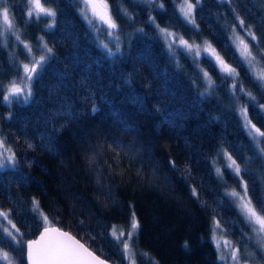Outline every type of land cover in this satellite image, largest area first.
I'll return each instance as SVG.
<instances>
[{
    "label": "trees",
    "instance_id": "obj_1",
    "mask_svg": "<svg viewBox=\"0 0 264 264\" xmlns=\"http://www.w3.org/2000/svg\"><path fill=\"white\" fill-rule=\"evenodd\" d=\"M106 2L118 25L114 57L106 55L83 19L79 0L44 4L56 12L51 29L47 25L52 18L28 17V0H7L14 31L33 54L40 43L53 53L37 69L27 104L9 105L0 97V136L16 155L14 168L0 170V210L10 211L26 240L43 227L32 210L35 199L52 225L112 264H129L122 240L133 214L139 224L130 242L135 264H223L212 242L217 220L223 235L239 242L241 251L245 246L253 250L250 226L233 198L225 195L243 189L237 187L240 177L223 168V155L217 158L216 153L227 150L240 164L248 196L259 209L264 156L243 127L240 107L264 131V109L257 105L264 104V95L229 40V25L238 23L239 13L264 47V2L201 0L193 13L198 27L184 20L173 0H154L152 5L142 0ZM157 25L189 42L209 41L256 101L239 92L234 99L232 78L213 67L215 61L209 63L206 54L198 58L199 67L185 50L172 55ZM237 32L244 35L239 28ZM246 40L250 47L256 44ZM28 61L22 43L8 34L5 45L0 37V83L6 86L16 79L20 65ZM201 68L215 83V91L204 97L199 95L204 91ZM113 226L117 235L124 230L121 241L111 235ZM0 249L14 264H25L24 249L15 242L0 239Z\"/></svg>",
    "mask_w": 264,
    "mask_h": 264
},
{
    "label": "snow or ice",
    "instance_id": "obj_2",
    "mask_svg": "<svg viewBox=\"0 0 264 264\" xmlns=\"http://www.w3.org/2000/svg\"><path fill=\"white\" fill-rule=\"evenodd\" d=\"M47 2L48 0H43V2L42 0H28L29 7L27 15L29 18L35 15L37 20L41 17H51L52 22L47 25V28L51 29L55 25L56 12L44 6ZM79 2L83 4V8L80 10L83 19L98 33L107 32L108 37H113L115 39L114 46L117 51H119V35L116 31L118 25L108 10L106 0H79ZM142 2L150 5L154 4V0H142ZM222 2H230V0H222ZM262 2H264V0H262ZM173 3L179 6V11L182 13L184 20L198 27L195 24L193 13L194 9L200 5L201 0H195V3H192L191 0H183V2H181V0H173ZM159 7L163 8L164 5L161 3ZM89 11L91 15H89ZM122 11L125 16H129L131 19L127 9H122ZM235 20L238 21V23L229 25V31L231 33L229 40L231 43L236 44L237 50L240 51L243 61L248 64L249 71L253 74L255 81L260 87H264V64L260 63V61L264 60V47L261 46V41L258 40L256 34L252 31V25H246L245 20L241 18L239 13H236ZM97 21H99V27H97ZM0 22H2L0 23V28L3 29V31L0 32V37H3L5 45L7 35L12 34L17 41L23 44L28 55L31 56L29 63L22 64V76L17 73L18 79L9 81L6 86L0 83V97L9 105L13 102H23L27 104L33 95L31 85L34 76L37 74V69L43 68L47 60L51 59L53 49L48 47L46 43H43L42 47L38 46L39 52L33 54L31 45L21 40L18 31H14V24L12 18H10L7 0H0ZM152 22L155 23V20ZM157 28H159L160 33L163 34L168 50L172 55H175L176 50L184 49L192 55L193 62L199 67L198 58L201 57V53L203 52L206 54L205 58H211L209 63H211L212 60L215 61L213 67L218 66L221 73L232 78L230 95L234 99H239L237 95V92H239L240 94L247 95L249 97V102L256 101V97L253 96L250 91L246 90L242 82L238 80L239 73L236 69L224 60L209 41L205 40L200 44L195 41L189 42V40H185L183 36H177L175 33L169 32L165 28H160L159 25H157ZM238 28L243 31V36L237 32ZM139 31L142 32L143 30L140 29ZM246 37H250L251 41H256V44L251 46L256 49L255 53L252 52ZM42 40L43 38L41 37V41ZM102 47L106 55L113 57L116 55V53L109 48L108 43L102 42ZM229 47H231V44H229ZM177 66L179 67V65ZM200 71L203 73V83L201 86L204 91L200 92L199 95L201 97L211 95L215 91V83L207 71L203 68H201ZM220 78L223 83H227L224 76ZM238 84L240 85L239 89H237ZM5 88L6 94L4 91ZM257 105L259 108L264 109V104H259V102H257ZM96 110V108L92 109L93 112ZM62 114L67 116L70 113L64 112ZM54 115H61V113H54ZM240 115L244 121L243 127L247 129L252 143L256 146L258 155L264 156V131L257 128L256 125L252 124L251 120L248 119L246 107H240ZM9 118H11V113H9ZM53 130L55 131V129ZM28 147H32V145L29 144ZM221 155L227 158V163H223L222 167L225 169L231 168L235 176L240 177L237 187H243L242 193L233 189L230 192H226L225 195L233 198L231 202L237 205L240 215L245 218L252 233H254V236H249L248 239H255L258 249L264 253V201H260L259 209L253 205L251 198L248 196V184L244 182L241 176L240 164L233 159L232 155H230L227 150L221 149V151L216 153L217 158ZM15 165V152L12 150V147L7 144L6 138L0 136V170L14 168ZM213 165L216 167L218 177L222 178V169L220 166H216L215 159L213 160ZM192 191L193 195H197L195 189ZM32 205V210L38 214L43 225V230L40 232L38 239L24 240V233L13 223L10 218V211L0 210V239H7L9 243L15 242L17 248L24 249L26 264H106L105 260L97 256L85 243H82L81 240L71 235L68 231H63L59 227H53L52 220L39 208L38 201L34 199ZM5 221L7 222L6 224ZM138 228L139 224L135 219V214H133L130 230L127 233V239L122 240V252L125 258L129 260V264H135V259L132 258V245L130 242ZM220 228V221H215L214 233L216 229ZM111 235L117 241H121V238L125 236V232L121 229L119 235H117V229L113 226ZM212 238L216 240L215 234ZM223 245L230 249L227 254H224L222 251L220 259L225 261V264H229V261L230 264H248V259L246 258H252L253 260L255 258V253L249 252L247 246H245L244 253L242 254L239 242H237V244H232L231 241L224 240ZM216 247L218 250H221L220 241H216ZM261 259L264 260V255L261 256ZM0 261L5 262V264H14L9 253L2 249H0Z\"/></svg>",
    "mask_w": 264,
    "mask_h": 264
},
{
    "label": "rangeland",
    "instance_id": "obj_3",
    "mask_svg": "<svg viewBox=\"0 0 264 264\" xmlns=\"http://www.w3.org/2000/svg\"><path fill=\"white\" fill-rule=\"evenodd\" d=\"M181 2H183V0L181 1ZM80 3V2H79ZM81 8H83V4L82 3H80V10H81ZM79 10V11H80ZM179 13H180V15H182V13L179 11ZM80 14H81V11H80ZM89 15H91V12L89 11ZM183 16V15H182ZM49 20L51 19V17H47ZM86 21V20H85ZM0 23H2V22H0ZM86 23H87V21H86ZM97 23V27H99L100 26V24H99V21H97L96 22ZM88 24V23H87ZM89 25V24H88ZM91 28V27H90ZM105 28H106V26H105ZM92 29V31H93V33H94V35H95V37H96V40L98 41V43L100 44V45H102V42L103 43H108V45H109V48H111L112 50L113 49H115L116 47L114 46L115 45V39L113 38V37H108L107 36V32H104V33H98L97 31H95L93 28H91ZM1 31H3V29L1 28ZM167 31H169V32H172V33H175V32H173V31H170V30H167ZM177 36H180L179 34H177V33H175ZM12 35V34H11ZM162 36H163V34H162ZM12 37H13V39L15 40V36L14 35H12ZM163 39H164V37H163ZM164 42H165V44L167 45V43H166V41H165V39H164ZM23 45V44H22ZM42 45H43V43H40V47H42ZM234 46H235V48H236V50H237V47H236V44H234ZM24 47V46H23ZM168 47V46H167ZM181 50H184V49H181ZM186 51V50H185ZM238 51V53L241 55V53H240V51L239 50H237ZM203 53V52H202ZM243 58V57H242ZM31 59V56H29V60ZM26 63H29V61L28 62H26ZM23 64V63H22ZM22 64L20 65V69H21V72H20V75L22 76L23 75V69H22ZM223 75H225L224 73H222ZM228 77H230V76H228ZM231 78V77H230ZM16 79H18V77L16 78ZM261 92H262V94L264 95V87H261ZM5 94H6V92H5ZM244 123V121H243V118H242V124ZM246 131H247V129H246ZM248 133V132H247ZM223 159L225 160V162L227 163V158L225 157V156H223ZM237 192H239V193H242L243 192V189L240 187V189L239 190H236ZM237 206V205H236ZM238 208V207H237ZM239 210V209H238ZM7 222L5 221V224H6ZM214 229H215V224H214ZM213 229V230H214ZM250 230H251V228H250ZM215 234V236H216V240H213V238H212V242H213V244H214V246H215V249H216V252H217V256H218V259L223 263V264H225V261H223V260H221L220 259V257H221V254H222V251H223V253L224 254H227L228 252H229V248H227V247H225L224 245H223V241L224 240H228V241H231L230 239H228L226 236H224L223 235V231H222V229L220 228V229H216L215 230V233H214V231H213V233H212V237H213V235ZM251 236H254V233H252V231H251ZM216 241H220L221 242V250H218L217 249V247H216ZM232 242V241H231ZM233 244V243H232ZM252 245L254 246V249L252 250V249H250V248H248V251L249 252H254L255 253V258H254V260L252 259V258H246V259H248V264H264V260H262L261 259V256L262 255H264V253H262L259 249H258V247H257V244H256V241H255V239H253L252 240ZM241 253L243 254L244 253V250H242L241 251ZM5 263V262H4ZM229 264H230V261H229Z\"/></svg>",
    "mask_w": 264,
    "mask_h": 264
},
{
    "label": "water",
    "instance_id": "obj_4",
    "mask_svg": "<svg viewBox=\"0 0 264 264\" xmlns=\"http://www.w3.org/2000/svg\"><path fill=\"white\" fill-rule=\"evenodd\" d=\"M53 227H57V226H55V225H52ZM61 229V228H60ZM43 230V227L42 228H40V230L37 232V234L34 236V237H32V238H29V239H26V240H31V239H38L39 238V235H40V232ZM61 230H63V231H67V230H64V229H61ZM70 233V232H69ZM71 234V233H70ZM72 235V234H71ZM98 256V255H97ZM101 258V257H100ZM101 259H103V258H101ZM103 260H105V259H103ZM106 261V264H112V263H110L109 261H107V260H105ZM24 262H25V264H26V254H25V250H24Z\"/></svg>",
    "mask_w": 264,
    "mask_h": 264
}]
</instances>
